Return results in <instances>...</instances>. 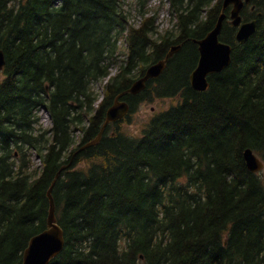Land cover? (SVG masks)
<instances>
[{
    "label": "trees",
    "instance_id": "16d2710c",
    "mask_svg": "<svg viewBox=\"0 0 264 264\" xmlns=\"http://www.w3.org/2000/svg\"><path fill=\"white\" fill-rule=\"evenodd\" d=\"M169 2L176 22L162 32L149 0H0V264H22L48 227L49 188L72 158L53 189L66 245L51 264H264V171L244 157L252 148L264 160V0H245L243 19L258 20L245 44L227 8L220 39L232 63L206 91L190 82L194 40L223 0ZM178 44L159 77L123 97L130 112L74 155L116 96ZM165 98L175 100L127 130L143 102Z\"/></svg>",
    "mask_w": 264,
    "mask_h": 264
},
{
    "label": "water",
    "instance_id": "95a60500",
    "mask_svg": "<svg viewBox=\"0 0 264 264\" xmlns=\"http://www.w3.org/2000/svg\"><path fill=\"white\" fill-rule=\"evenodd\" d=\"M249 1V0H247ZM244 0H223L222 12L214 26L203 38L194 41L199 46L200 58L197 66L190 74L192 87L197 91H206L210 88L209 76L221 73L230 66L233 59V46L220 39V34L227 18L226 9L231 6L230 17L234 26L238 28L236 38L239 43L245 44L258 29V20L244 21L241 11ZM181 44L174 45L166 54L165 58L151 64L145 73L136 79L132 85L118 94L111 106L106 110L105 122L99 134L88 143L79 148L74 155L80 151L97 145L107 128L113 122L123 119L130 112V104L123 99L127 93L138 94L146 88L148 80L159 77L167 67L169 59L181 49ZM7 58L5 51L0 48V71L6 66ZM74 157V156H73ZM247 167L255 173L264 169V160L256 154L252 148L244 151ZM73 164V158L64 165L56 174L48 191L50 209L48 214V227L42 232L34 235L23 253L22 264H51V262L64 250L66 236L64 228L58 223L56 214V202L53 189L64 169Z\"/></svg>",
    "mask_w": 264,
    "mask_h": 264
},
{
    "label": "rangeland",
    "instance_id": "374dc122",
    "mask_svg": "<svg viewBox=\"0 0 264 264\" xmlns=\"http://www.w3.org/2000/svg\"><path fill=\"white\" fill-rule=\"evenodd\" d=\"M136 3V0H126V4L131 7ZM150 9L157 10L158 9V19L157 24L160 31H164L167 28H170L175 22L176 18L173 17L171 13V5L169 0H149ZM134 19L133 21L137 22L140 19L139 13L137 14L134 11ZM117 71V67L113 66L111 69V75L115 74ZM3 78V73L0 72V80ZM105 82V81H104ZM98 82L95 85L97 92L102 96L103 94V85L105 83ZM175 99L165 98V99H154L153 101H145L143 102L139 109L133 114L131 118V122L126 126L127 130L132 134H138L141 131L144 123L149 121L156 113L161 110L168 108ZM39 116V124L43 128H50L52 126V118L46 109H41L38 112ZM79 138V133H76V141ZM31 159L34 166H40L42 164L41 159L35 154H31ZM81 165V164H80Z\"/></svg>",
    "mask_w": 264,
    "mask_h": 264
},
{
    "label": "bare ground",
    "instance_id": "6f19581e",
    "mask_svg": "<svg viewBox=\"0 0 264 264\" xmlns=\"http://www.w3.org/2000/svg\"><path fill=\"white\" fill-rule=\"evenodd\" d=\"M80 131V130H79Z\"/></svg>",
    "mask_w": 264,
    "mask_h": 264
}]
</instances>
